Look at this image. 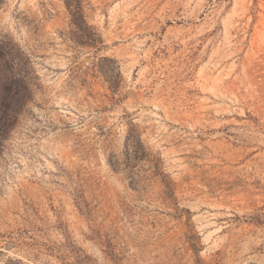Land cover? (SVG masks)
Returning a JSON list of instances; mask_svg holds the SVG:
<instances>
[{
    "label": "rangeland",
    "instance_id": "rangeland-1",
    "mask_svg": "<svg viewBox=\"0 0 264 264\" xmlns=\"http://www.w3.org/2000/svg\"><path fill=\"white\" fill-rule=\"evenodd\" d=\"M0 264H264V0H0Z\"/></svg>",
    "mask_w": 264,
    "mask_h": 264
}]
</instances>
